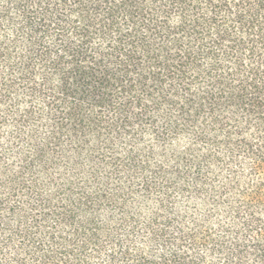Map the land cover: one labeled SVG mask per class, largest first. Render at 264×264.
I'll return each mask as SVG.
<instances>
[{
  "label": "trees",
  "instance_id": "trees-1",
  "mask_svg": "<svg viewBox=\"0 0 264 264\" xmlns=\"http://www.w3.org/2000/svg\"><path fill=\"white\" fill-rule=\"evenodd\" d=\"M0 264H264V0H0Z\"/></svg>",
  "mask_w": 264,
  "mask_h": 264
}]
</instances>
